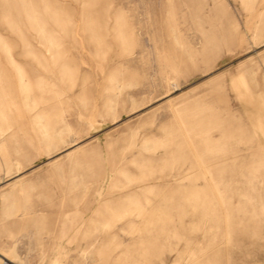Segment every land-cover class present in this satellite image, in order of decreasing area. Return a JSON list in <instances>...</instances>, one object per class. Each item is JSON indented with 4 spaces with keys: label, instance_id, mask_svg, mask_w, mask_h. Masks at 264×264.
Here are the masks:
<instances>
[{
    "label": "rangeland",
    "instance_id": "rangeland-1",
    "mask_svg": "<svg viewBox=\"0 0 264 264\" xmlns=\"http://www.w3.org/2000/svg\"><path fill=\"white\" fill-rule=\"evenodd\" d=\"M264 264V0H0V264Z\"/></svg>",
    "mask_w": 264,
    "mask_h": 264
},
{
    "label": "built area",
    "instance_id": "built-area-1",
    "mask_svg": "<svg viewBox=\"0 0 264 264\" xmlns=\"http://www.w3.org/2000/svg\"><path fill=\"white\" fill-rule=\"evenodd\" d=\"M1 264H9L8 262H6V261H4V262H2Z\"/></svg>",
    "mask_w": 264,
    "mask_h": 264
}]
</instances>
